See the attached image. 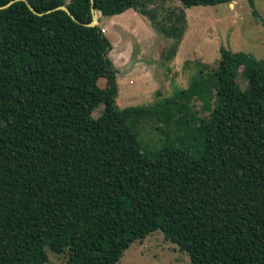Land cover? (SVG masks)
<instances>
[{"label": "trees", "instance_id": "16d2710c", "mask_svg": "<svg viewBox=\"0 0 264 264\" xmlns=\"http://www.w3.org/2000/svg\"><path fill=\"white\" fill-rule=\"evenodd\" d=\"M26 1L42 15L20 1L0 9V264H43L45 248L66 252L64 264H115L155 231L189 264H264V63L219 48L199 156L165 145L148 158L134 130L142 110L114 106L110 43L97 25H82L92 19L89 0ZM148 2L92 6L103 17L146 16L174 41L172 55L184 13L156 27Z\"/></svg>", "mask_w": 264, "mask_h": 264}, {"label": "rangeland", "instance_id": "374dc122", "mask_svg": "<svg viewBox=\"0 0 264 264\" xmlns=\"http://www.w3.org/2000/svg\"><path fill=\"white\" fill-rule=\"evenodd\" d=\"M145 8L155 14L156 27L167 25V15L175 19L183 11L185 28L172 55L174 41L156 30L146 16L132 9L111 17L94 12L96 25L110 43L107 58L116 71L114 106L142 110L134 130L146 157L171 145L196 158L203 148L199 127L217 102L213 74L219 48L264 63V0H254L251 6L235 0L189 8L176 0H149ZM235 82L240 90L246 87L240 73ZM97 86L104 87L103 78ZM101 109L97 107L91 116H98ZM45 252L43 264L65 263L66 252L55 254L47 248ZM115 264H189V259L155 231L131 243Z\"/></svg>", "mask_w": 264, "mask_h": 264}, {"label": "water", "instance_id": "95a60500", "mask_svg": "<svg viewBox=\"0 0 264 264\" xmlns=\"http://www.w3.org/2000/svg\"><path fill=\"white\" fill-rule=\"evenodd\" d=\"M18 1H20V2H23L25 5H26V7L28 8V10L31 12V13H33V14H35V15H37V16H40V15H42V13H37V12H35L34 11V9L32 8V7H30L29 6V4L27 3V1L26 0H10L9 2H7L5 5H3V6H0V9H3V8H5V7H7V6H9L10 4H12V3H14V2H18ZM89 4H90V8H89V11H90V14L92 15V19H91V21L88 23V24H82V25H85V26H94V25H96V21H95V17H94V9H93V0H89ZM54 10H62V11H65L66 12V14L70 17V19L72 20V21H74V22H76V23H78V24H81V23H79L66 9H65V7H63V6H58V7H56ZM50 11H52V10H49V11H46V13L47 12H50Z\"/></svg>", "mask_w": 264, "mask_h": 264}]
</instances>
